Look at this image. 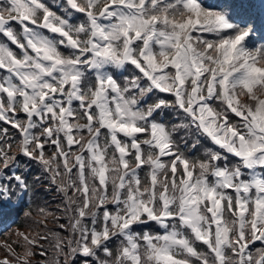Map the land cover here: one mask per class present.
Segmentation results:
<instances>
[{"label": "snow or ice", "instance_id": "1", "mask_svg": "<svg viewBox=\"0 0 264 264\" xmlns=\"http://www.w3.org/2000/svg\"><path fill=\"white\" fill-rule=\"evenodd\" d=\"M0 264H264V0H0Z\"/></svg>", "mask_w": 264, "mask_h": 264}]
</instances>
